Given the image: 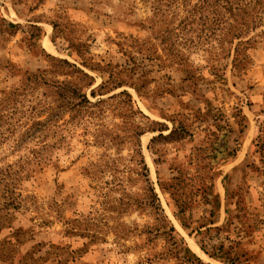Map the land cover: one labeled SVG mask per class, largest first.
I'll list each match as a JSON object with an SVG mask.
<instances>
[{"label":"rangeland","instance_id":"1","mask_svg":"<svg viewBox=\"0 0 264 264\" xmlns=\"http://www.w3.org/2000/svg\"><path fill=\"white\" fill-rule=\"evenodd\" d=\"M213 2L0 0V264H264V27L235 70Z\"/></svg>","mask_w":264,"mask_h":264},{"label":"trees","instance_id":"2","mask_svg":"<svg viewBox=\"0 0 264 264\" xmlns=\"http://www.w3.org/2000/svg\"><path fill=\"white\" fill-rule=\"evenodd\" d=\"M207 5L212 7L213 19L209 29L206 28L209 34L204 37H212L220 48L226 44V59L233 55V68L237 70L246 62L245 58H239L244 45L242 40L264 27V0H214Z\"/></svg>","mask_w":264,"mask_h":264},{"label":"bare ground","instance_id":"3","mask_svg":"<svg viewBox=\"0 0 264 264\" xmlns=\"http://www.w3.org/2000/svg\"><path fill=\"white\" fill-rule=\"evenodd\" d=\"M47 47H49V46L47 45Z\"/></svg>","mask_w":264,"mask_h":264}]
</instances>
